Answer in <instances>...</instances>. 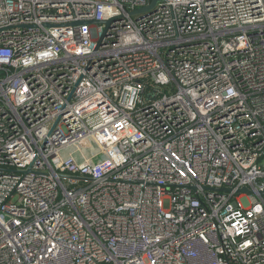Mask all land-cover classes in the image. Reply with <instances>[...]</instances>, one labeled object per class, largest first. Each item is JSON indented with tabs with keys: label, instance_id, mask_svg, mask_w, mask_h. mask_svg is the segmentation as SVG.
Returning <instances> with one entry per match:
<instances>
[{
	"label": "built area",
	"instance_id": "1",
	"mask_svg": "<svg viewBox=\"0 0 264 264\" xmlns=\"http://www.w3.org/2000/svg\"><path fill=\"white\" fill-rule=\"evenodd\" d=\"M152 2L0 0V264H264V0Z\"/></svg>",
	"mask_w": 264,
	"mask_h": 264
},
{
	"label": "water",
	"instance_id": "2",
	"mask_svg": "<svg viewBox=\"0 0 264 264\" xmlns=\"http://www.w3.org/2000/svg\"><path fill=\"white\" fill-rule=\"evenodd\" d=\"M158 2H160V0H153L152 5L147 9L150 10L152 8H154ZM138 12H135V14H137ZM90 24H95V25H105L106 27L110 25V22H100V21H92L90 22ZM245 191H248L247 189H245ZM260 195L264 197V191L260 192Z\"/></svg>",
	"mask_w": 264,
	"mask_h": 264
}]
</instances>
